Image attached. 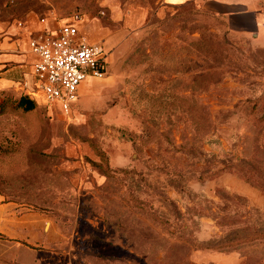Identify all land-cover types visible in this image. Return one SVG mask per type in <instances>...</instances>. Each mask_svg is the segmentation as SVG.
Wrapping results in <instances>:
<instances>
[{"label":"rangeland","instance_id":"obj_1","mask_svg":"<svg viewBox=\"0 0 264 264\" xmlns=\"http://www.w3.org/2000/svg\"><path fill=\"white\" fill-rule=\"evenodd\" d=\"M156 1L69 117L0 97V192L56 236L38 264H264V0ZM53 8L108 21L97 0H0V20Z\"/></svg>","mask_w":264,"mask_h":264},{"label":"crops","instance_id":"obj_2","mask_svg":"<svg viewBox=\"0 0 264 264\" xmlns=\"http://www.w3.org/2000/svg\"><path fill=\"white\" fill-rule=\"evenodd\" d=\"M146 1L97 0L99 9L108 21L104 23L101 18L86 14L82 15L77 26L90 44L108 51L140 29L151 6L150 0ZM191 1L157 0L156 5L160 3L163 8ZM205 3L209 10L220 12L236 4L233 0H205ZM241 3V0L237 2ZM72 17L67 18L62 8H53L45 12L32 11L22 19L0 20V97L26 96L38 106L43 104L42 95L34 94L37 88L34 66L39 57L31 50L30 40L44 33L55 32L73 22ZM85 86H81L80 90H85ZM37 95L38 98H35ZM47 219L48 216L41 210L7 200L0 192V264L41 262V252L51 251L56 244L55 232L45 231ZM194 257L195 264H240L236 253L200 251Z\"/></svg>","mask_w":264,"mask_h":264},{"label":"built area","instance_id":"obj_3","mask_svg":"<svg viewBox=\"0 0 264 264\" xmlns=\"http://www.w3.org/2000/svg\"><path fill=\"white\" fill-rule=\"evenodd\" d=\"M72 18L73 22L55 32L30 40L31 50L39 57L34 66L37 80L34 94L42 95L50 115L59 111L69 117L82 84L88 78L103 77L107 70L103 47L90 44L77 26L82 15L76 13Z\"/></svg>","mask_w":264,"mask_h":264},{"label":"trees","instance_id":"obj_4","mask_svg":"<svg viewBox=\"0 0 264 264\" xmlns=\"http://www.w3.org/2000/svg\"><path fill=\"white\" fill-rule=\"evenodd\" d=\"M6 98H7L6 99V101H7L8 99H13L14 97L13 96H6ZM14 100L16 101L14 108L16 110L22 111L23 113H32L36 109V103L26 96H22L20 98H15ZM8 108L9 107L7 106L5 110H8ZM5 110H1L0 115L4 114ZM260 119H264V112H263V115ZM92 164L95 165L94 163H92ZM97 166L99 168H101L100 165H97Z\"/></svg>","mask_w":264,"mask_h":264}]
</instances>
